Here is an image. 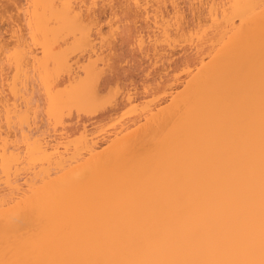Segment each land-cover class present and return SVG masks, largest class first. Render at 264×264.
I'll return each instance as SVG.
<instances>
[{"label": "bare ground", "instance_id": "6f19581e", "mask_svg": "<svg viewBox=\"0 0 264 264\" xmlns=\"http://www.w3.org/2000/svg\"><path fill=\"white\" fill-rule=\"evenodd\" d=\"M8 1L10 2V0ZM14 1L15 0H13V2ZM18 1H16V3ZM25 1H28L26 2L28 5H26L29 6V8L27 9L26 6L27 10H25L22 16H25V18L27 17V21L20 14H17V16L18 19L21 16V20L19 19L21 23L23 20L26 21L27 24L24 25L26 27L25 29L29 30L31 34L28 31L26 35H23L25 34L23 33L21 38H23L22 40L24 41L18 38L21 35H17L16 32L19 33L24 29L23 26H21V30H16L19 22L15 27L16 29L13 26L12 29H14L12 31H10L11 29L9 30V32L14 31L16 33L11 34L12 38L16 36L18 38L13 39V43L15 44L9 42L11 47H8V49H6L7 47L4 45L5 53L9 51V48L15 47L14 50H12L13 48L11 49L13 52L12 55H5V58H9L8 62L11 61V65L7 67H15L11 68L10 73H14L12 71H15L16 73L13 75L17 80V77H19L17 73H19L23 67L19 69L20 71L16 69L23 64L24 67L27 65V63H24L25 59L23 60V56L25 53H22V50L26 47H23V45H27L26 49L29 51L31 44L28 45L29 43H25L28 36H30V38L33 36L30 42L34 43V46L35 44L38 46L39 42L40 48H44L43 51L44 53L46 52V56L42 58L44 62L46 60V63L41 64L43 66L40 65V67L45 69V71L43 70L44 73L40 72L42 74L41 77H43L44 74V76L48 78V73H50L48 70L52 71L53 69L51 70V67L48 68L47 66V70L46 65H48L47 63L49 62L50 65H52L53 63L51 64V61H55L54 65L59 66H55V68H59V72L64 73L61 71V69L64 70V68H66L64 71H68L72 66L69 67L70 55L72 57L77 51L80 53V50H82L80 45L87 46L84 44L90 43L89 46H87V49H89L90 45L93 44H91V42L94 39L90 36V31L93 29H90L91 26L88 27L89 25H87L90 22L86 23L90 16L85 17V15H83L85 17V19H83L84 17L81 14V12L84 13L83 9L86 8L84 7L86 0ZM87 1L85 4H87ZM179 1L180 0H127L125 3L132 4L131 6L134 4L136 5L134 7L138 9L139 6L141 9L142 5L143 10L147 6H149V9L153 10L155 8L156 11L152 14H157L155 12L158 11L159 13L157 16L161 14V16L164 17L163 14L160 13V8L165 7L166 3H170L172 4L171 6L178 9L177 11V9L171 8L174 9L175 14L178 15L180 6L176 7V5L180 3ZM199 1L200 0H198V3L193 1V3L198 4V7L203 6L202 4L208 7V13L206 12L208 16L206 19L208 17L209 19L206 21H211L212 26L209 24V26H211L209 28L211 29L213 27L212 33L208 29L211 33L208 35L209 32L203 29L208 26L207 22V25L198 24L202 32L204 30L203 33L207 32V34L202 33L203 36H201L202 34H200V32V35L195 32L198 26L197 23L199 22L197 16L196 19L198 22H195L196 27L190 29H195V31H192V34H190L191 31H188L189 29L185 30L188 31L190 35H193L194 32L196 33V37L192 39L196 41L199 39L201 43L199 42V44L197 42L195 44L201 46V44L205 42V44L208 45H202L200 49L199 45L198 47L192 43L198 47V50L200 49L198 52L195 48V52L199 53L197 57V54L194 56V53H191L192 56H194L192 59L197 60L195 63L193 61V65L190 63L191 68L192 66L193 68L196 66V69L194 68L195 72L190 71L191 68L189 66L184 67L185 69L183 70H186L185 72L188 71L189 76L185 87H183L184 89H182L181 93L174 95V100L171 98L173 103H171V101L169 102L170 107H167L168 110L165 109L163 110L165 112H163L159 108L160 110L157 109L156 111L158 112L157 114H155L156 112H151L152 116L150 115V118L148 116L149 119L147 117L145 118V120L148 119V121L146 124H144L145 121L142 123V125H144L142 130H144V132L142 130L135 131V134L133 132L128 133L126 138L125 136L122 137V139L120 137L118 139L115 138L118 140V142L115 140L116 143L113 139V146L111 147L109 143L108 145H110V147H108V150L103 154L101 153L102 156L100 153L97 154L98 151L96 149L94 151V144L96 143L93 142L92 139H89L92 141L90 144L88 142L89 137L86 136V134L85 137L88 138L87 140L85 139L84 145L79 143L83 148L78 146L79 144H76L75 148H73L77 149L80 147L81 149L79 148V150L76 151L71 149L72 153H70V147H68V151L65 148V152L60 149L62 148L61 146H66L70 142H62L63 145L59 142L58 145L61 146L59 148L60 150L57 151L58 145L56 146L54 144L56 148L54 146L53 148L50 145L51 141L49 139L44 140L41 136H38L50 143L49 145H45L48 142L45 143L42 141L45 144L39 143L41 142L39 141L40 139L36 138L38 140L35 141V139L31 138V133L26 132L24 134L23 132V138H25L24 136H28L26 134H30L28 138L32 139L29 141L26 137V143H28V141L32 143L20 147L22 145L21 143H17L16 139H14V141L12 139L13 142L11 141L12 137L9 138L10 132L8 135L7 132L5 133L6 136L0 140V143L4 142L3 145L0 144L2 145V148L0 147V188L3 189L2 191L0 189V264H264V0H222L223 3L220 1V4H222L221 7L218 3L216 4H218L219 7H216V4L213 3L215 0L212 1V4H210L211 1L209 0V5L208 2L204 1L205 3H203L201 0V4ZM90 2L92 6V2L96 3L95 0H90ZM199 3L201 5H199ZM19 4L21 6L23 5L20 1ZM195 4L193 7H195ZM20 5L18 9H14L15 6L13 7L16 13L20 9ZM81 5H84V8H81ZM118 5L119 4H117V6ZM16 6L18 7V5ZM151 6L153 8H150ZM119 7L121 9V6ZM23 8L22 6L21 9ZM21 9L19 13L21 11L23 12ZM199 10H201V8ZM122 12L120 11L118 14ZM145 12L147 13V10ZM95 13L97 12L95 11ZM152 14L150 15L152 16ZM150 15H146V17L151 18ZM161 16L152 17L154 21H156L157 18L161 19ZM180 16L181 15L178 17L179 19L177 18V21H180ZM160 19L157 20L161 21ZM164 19L162 18L161 23ZM168 19L169 18H167V20ZM172 19L173 17L170 20ZM52 21L55 22L56 26L53 25L54 22ZM161 23L158 22V24H160L159 26H161ZM166 23L168 24V21H166ZM180 23L181 22L177 25L180 26ZM167 26H165V28ZM178 26L177 29L175 28L178 32H176V30L173 32L179 33V30L180 32H186L183 28H178ZM201 26H203V28ZM87 27L90 30H87ZM168 27L171 28V26ZM168 27L167 30H164L167 37L169 33H171ZM58 28L61 31L58 30ZM24 30L22 32H24ZM197 30L199 29L197 28ZM124 31L125 30H123V33ZM62 32L65 34H61ZM187 33L176 35L177 37L185 38ZM67 34L71 36V38L72 35L75 37L72 39L77 43V45L75 44L76 46L70 45V42L73 40L69 42L70 37ZM57 36H61L59 38V41H61L59 42V48L62 46L61 44L65 45L70 43V46L65 45L66 47L63 46L64 48L62 49L66 52H73H68V55L65 54L64 51L56 50L58 46ZM133 36H136V34ZM64 38L67 43L62 42ZM89 38L92 40L91 42H88L90 41ZM164 38L166 39V36ZM33 39L36 42H33ZM50 39L56 44L51 43L52 40L50 41ZM121 40L124 41V39ZM168 42L170 41L168 40ZM0 43L2 42L0 41ZM165 43L168 46L167 41H165ZM181 43L179 44L180 46ZM120 45L122 46V43ZM149 45L153 46L154 43ZM166 45H164L165 47L163 46V49L166 48ZM179 45L177 44L176 46ZM182 45L184 46V44ZM20 46H22V48ZM72 47L75 48L73 49ZM0 48L4 49L2 46ZM50 48L54 49V52ZM159 48L156 50L160 51L161 49L159 50ZM193 49L192 51H194ZM30 50L33 52L31 48ZM162 50L160 53H163ZM31 51L25 54V56L29 55ZM57 51L59 54L56 53ZM1 52H3V50L0 51V53ZM10 52H7V54ZM51 53L53 54L51 55ZM186 53L187 50L184 54ZM80 54H82V52ZM188 54L189 53L186 55ZM1 55L3 56V54ZM204 55L206 58L208 56V59H205ZM63 57H65V59H63ZM79 57L81 58V56ZM5 58L2 59L4 60ZM67 60L68 62H66ZM75 61L78 63L77 60ZM93 61L95 60L93 59ZM175 61L177 62V60ZM76 62L73 64H76ZM194 64L197 65L194 66ZM5 65H7V63ZM65 65L69 69L65 67ZM26 70H28V68ZM26 73H30V69ZM23 74L22 76H24ZM83 74L82 80H80L81 77L77 76L80 79H76L73 75V79L75 78L77 81L74 80L77 85H79L78 88H76L77 90L75 87L74 90L72 89L75 91V94H73L72 91L70 92L74 99L70 98L68 94H60V96L56 94L53 95L54 99L57 97L56 101H52L53 99L50 97L54 92L49 90L51 94H49V92L47 94L51 96H46L48 101H45L44 98L43 100L49 103H51L50 101L57 102L56 106L60 105L59 107H62L61 111L68 112L72 107L75 108V106H77L76 109L78 108L80 110H83L84 107L85 111L88 108L92 109V107H96L94 102L97 95L94 92L92 93L94 96L92 98H95L93 100L91 98L92 95L88 94L91 91L89 88H91L92 85V76L87 74V72ZM89 76L90 78H88ZM31 77L33 78V76ZM23 78L25 81L26 78ZM46 78L45 80L47 81L49 78ZM10 79L12 80V77H10ZM19 79L22 78H18L17 81L15 80L14 85L11 83L13 87L11 84L9 85L11 86L9 88H12L11 95H16L14 96L16 97L14 99L15 101L17 97L18 100L22 98L20 94L22 91L21 89L25 88L27 82L30 81H25V85L23 84V80L21 81L22 83H17L18 85H24V87L22 86V88L19 89L21 86L17 88L18 85L16 84ZM43 79L42 81L44 84ZM48 83L50 85L52 81L50 82L49 80L47 84ZM76 83L74 82V84ZM83 83H85V88L82 86ZM87 83H90V86H88ZM94 83L97 82H93V86H95ZM32 84L33 83H31L30 86ZM46 87L45 89L47 90L50 88ZM95 87L97 88V86ZM32 88L33 87L30 89ZM27 89L26 87V90ZM34 91L36 92V90ZM38 93L39 92H37V96L39 95ZM28 94L31 97L32 92ZM79 94L82 95L78 96ZM29 95H26V97L28 96L29 98ZM61 95H64L65 98ZM66 95L69 97V101ZM83 95L86 100L88 99L87 101H85ZM34 96L35 94L33 97ZM79 97H81L84 102ZM34 98L33 101L36 99ZM78 98L80 100H78ZM97 99L99 100V97H97ZM101 99L104 100V98ZM75 101L78 103H75ZM89 101H91V105L88 106L87 103L90 104ZM83 103L85 105H83ZM14 104L12 106H16V103ZM27 104H25V108ZM92 104H94V106ZM54 105V103L48 105L50 106L49 109H52L51 111L56 108ZM17 106L18 107H14L13 109H11L12 107L10 108V114L15 119L11 118V122H13V120L16 122L20 121V124L18 122L19 125L16 126L14 124V126L20 129V126H22V128L26 126V124L22 122L24 120H19L22 119L20 118L21 115L19 112H21V114L24 112L22 110V106L24 107V105L19 107V104H17ZM52 106L53 108H51ZM86 106L88 108H86ZM67 107L68 109H66ZM94 109L93 111H96ZM147 109H149V106ZM58 110L54 111L56 115H58L57 112L61 113L60 109ZM7 111L8 112H4H10L9 110ZM159 111L161 112L159 113ZM1 113L2 115L0 116L6 118V114H3V112ZM10 114L8 115L9 118L6 119L10 120ZM55 114L50 113V115L57 120L55 122L58 123L60 117H56ZM158 114L161 116H157ZM22 115L25 116L24 113ZM45 117H47V115H45ZM5 118L2 120L5 121ZM42 119L44 120V118ZM149 120L150 125L148 126ZM64 124L63 127H65ZM117 125L120 126L119 124ZM124 125L122 126L124 127ZM145 126L147 127L146 131L144 129ZM41 127L43 128V126ZM82 129L85 130L84 126ZM75 130L78 131L79 129L76 128ZM100 130L102 129L100 128ZM26 131H29V129ZM139 132H141V134H138ZM129 134L131 136H129ZM7 136L11 143L5 139ZM14 136H16L15 132L13 138ZM23 144H25V142ZM24 146L26 147L25 151L20 149H24ZM82 150H85V154H88H84L88 157L87 159L85 156V159H83L84 152Z\"/></svg>", "mask_w": 264, "mask_h": 264}, {"label": "rangeland", "instance_id": "374dc122", "mask_svg": "<svg viewBox=\"0 0 264 264\" xmlns=\"http://www.w3.org/2000/svg\"><path fill=\"white\" fill-rule=\"evenodd\" d=\"M16 1H18V0H15L14 2H13V0H10V2L8 1V0H0V9H2V10H0V41L2 42V43H0V47L2 46L3 48H4V45L7 47L6 49H8V47H11V45L9 44V42L10 43H13V39H16L17 38V36L15 37V38H12V36H11V34L12 33H14V34H16L17 33V35H21L20 37H18V38H21L22 37V34L23 33H25V34H23V35H26V34H28V32H29V30H26L25 28V24H27L26 23V21H27V17L25 18V16H22V14H24V12H25V10H27L28 8H29V6H27L28 4L26 3V2H28V1H25V0H19L20 1V3L22 4L23 3V9H21V5L19 4V1L16 3ZM22 1V2H21ZM23 1H25V2H23ZM87 1V0H86ZM86 1H85V3H86ZM89 2H90V0H88ZM87 1V4H85L84 3V7H86V8H84L82 5H81V8L83 7L84 9V13L83 12H81V14H82V16L83 15H85V17H89L88 18V21L86 22V23H89V24H87V25H89L88 27H90V29H93V30H91L90 32H91V37L94 39H92L91 37V39L94 41H92L90 38V41H88V42H91V44L93 43L94 44V47H93V44L92 45H90V48H92V49H90L89 47V49H87V46H89V44H84V45H87V46H82V45H80V48L82 49V50H80L81 52H82V54H80L79 53V51H77L75 54H73V56L71 57V55H70V65H69V67H70V69L65 65V67H67L69 70V72L68 71H64V70H66V68H64V70H62L61 69V71H63L64 73H62V72H59V68L57 69V67H59V66H57V65H54V62H52L51 60H49V61H51V64L52 65H50V62L49 63H47L48 65H46V69L48 70V68H50L52 71H50V70H48L50 73H48V78H46L45 76H44V74H43V77H41L42 76V74L41 73H44V71H45V69H43L42 67H40V65L41 64H43V63H46V60H45V62H44V60L42 59V58H44L46 55V52L44 53V51H43V49L44 48H42V51H43V55H42V51H41V48H40V46H39V42H38V46H37V44H35V46L33 45L34 43H32V42H30L31 40V38L33 37H31L30 38V36H28L27 38L25 37V36H23V37H25L26 38V42L25 43H29L28 45H30V47H29V51H31L30 50V48L33 50V52L31 51L30 52V54L29 55H26L25 56V54H27L29 51H28V49H26L27 48V45H23V47L24 46H26V47H24L23 49L24 50H22L23 52L22 53H25L24 54V56H23V60H24V63H27V65H25V67H24V64L23 65H21V63H20V67L18 68V69H16L17 71L21 68V67H23L22 69H21V73L23 72V71H25L27 68H28V70H26L25 72H23V73H26L27 71H29V69H30V73H26V74H23L24 76H22V74L19 72V73H17V75L19 76V77H17V80H18V78H22V79H19V81L18 82H16V84L17 83H19V82H21L22 80H23V84L25 85V83L27 82V81H29V82H27V85L25 86V88H22V86L24 87V85L22 84V85H18L17 86V88L18 87H20L19 89H21L22 91H21V96H22V98H23V94H24V98L22 99H19L18 100V97H17V99H16V101L14 100L16 97H14V96H16V95H11V91H12V88L10 89L9 87H13V85H14V83H15V74L14 73H16L15 71H12V72H14V73H10L11 72V68H15L13 65V67H7V66H9V65H11V61L10 62H8V60H9V58L7 59V58H5L6 56H10V54L12 55V50H14L15 49V47H12V48H9V51H6V53H5V48L4 49H2V48H0V51H2L3 50V52L5 53H3V52H1L0 53V57L2 56L1 54H3V56H2V58H5L4 60L2 59V61H1V59H0V115H2V113L1 112H3V114H6V118H9L8 117V115L11 113V109H13L14 107H18L17 106V104H19V107L20 106H22V105H24V107L22 106V110L24 111H22L24 114H25V116L24 115H22L21 114V112H19L20 113V115L21 116H24V117H21L20 116V118H22V119H19V120H24V121H22L23 123H25L26 124V126H24V124L21 122V124L24 126L23 128H22V126H20L21 128L19 129V127H16L17 125H19L20 124V121H14L15 119L11 116V114H10V120L9 119H6L4 116H0V128L3 130H1L0 129V140H2V138H4V136H6V132H7V135H8V133L10 132V135H12V136H10L9 135V138L10 137H12L11 138V141H12V139H13V141H14V139H16L17 140V143H21V145L22 146H20V147H23V145H25V146H27L28 145V143L29 144H31L29 141H31L32 139H35V141L36 140H38V139H40L39 141H41V142H39V143H42V144H45L46 142H48V141H44V140H47V139H49L51 142V144L48 142V143H46L45 145H51L52 147L54 146V144L57 146L58 144H59V142H63V143H65V141L67 142V143H69V144H65L66 146H64L63 145V143H62V145L64 146H61L62 148H60V146L58 145V149H57V151L58 150H64L63 152H65V150L67 149V151H68V147H70V149H69V152L70 153H72L71 151V149H74L75 148V145L77 144H79V143H81L82 145H84V142H85V139L87 140V138H88V140L90 139H92V141L93 142H95L96 144H94V151H95V149L98 151V153L97 154H99L100 153V155L102 156V154L105 152V151H107L108 150V147H110V145H108L109 143L111 144V147L113 146V144H114V142H113V139H114V141L116 140L115 138H121L122 139V137H124L125 136V138L127 137L126 135L128 134V133H131V132H135V131H141L142 130V128L144 127V125H142V123H144V121H145V123L144 124H146L147 123V121H148V119L152 116L151 115V112L152 113H155L156 111H157V109H161V111H163V110H165V109H167V107L169 106L170 107V104H169V102L175 97L174 95H177V93L179 94V93H181L182 92V89H184L183 87H185V85H186V81L189 79L188 77V71L187 72H185L186 70H183V69H185L184 67H186V66H189L190 68H191V64L193 63V61H194V63H195V61L197 62V60H194V59H192V57H194L196 54V57L198 56V52H199V50L201 49V46L202 45H208V44H205V42H204V44H201V46L199 45L201 42L199 41V39L196 41L195 39H192V38H195L196 37V33L197 34H199V32H200V34H202L203 32H204V30H207V32H211L212 30H213V27L210 29L209 27H211L212 26V23H211V21H206V20H208L209 19V17L206 19V17L208 16L207 15V13H208V11H207V9H208V7H206V6H204V4H202L201 2L203 1V3H205V2H208V5H209V2L211 1V3L210 4H212V1L213 0H200L199 2L203 5V6H201V7H198V4H195V3H193V1L194 2H197L198 3V0H180L179 2L181 3H179V4H177L176 5V7H179V13H178V15L177 14H175V12H174V9H177V8H174V6H171L172 4H168V3H166V6L165 7H163V8H160L159 10H160V13H162L163 14V16L165 17V19H164V17H162L161 16V14H159L160 16H161V19L160 18H157V19H160L161 21H162V18L164 19V20H166V21H168V24H169V22H170V24L168 25L167 23H166V21H164L163 20V22L162 23H164L165 24V26H171V28H169L168 26V30H169V32H171V33H169V36H170V38H172V39H170L169 38V36L167 37V34L164 32V30L166 29L167 30V27L165 28V26H164V24H162L161 23V21H159V20H157L155 17H159V15L157 16V14L159 13L158 11L157 12H155V13H157V14H152V13H154V11H156L155 10V8H154V10L153 9H149L148 7L149 6H147V7H145L144 8V10H143V6L141 5V9H140V6H139V9L137 8V7H134V6H136V5H134L133 4V6H131L130 4H126L125 2H127V0H95L96 1V3H93L92 2V4H93V6L91 5V2L89 3ZM92 1V0H91ZM94 1V0H93ZM105 3H104V2ZM110 3H109V2ZM177 1V0H176ZM205 1V2H204ZM220 1L222 2V0H215V2H213L214 4H216V3H218V4H220ZM11 2H13V3H11ZM114 2V3H113ZM129 2V1H128ZM183 2V3H182ZM113 3V4H112ZM125 3V4H124ZM129 3H132V2H129ZM178 3V2H177ZM199 3V5H201ZM223 3V2H222ZM3 4H5V5H3ZM18 5V7L16 6V5ZM27 4V5H26ZM117 4H119L118 6H117ZM189 4H190V6H189ZM194 4H195V7H193L194 6ZM207 4V3H206ZM205 4V5H206ZM218 4H216V7H219V5ZM13 5V6H12ZM19 5H20V9L21 10H23V12L21 13H19V10L17 11V13L15 12V8L16 9H18L19 8ZM110 5V6H109ZM125 5V6H124ZM221 5L222 4H220V7H221ZM15 6V7H14ZM26 6H27V9H26ZM88 6V7H87ZM115 6V7H114ZM119 6H121V9H123V10H121L120 9V7ZM171 6V7H170ZM182 6V7H181ZM4 7H5V9H4ZM13 7H14V9H13ZM114 7V8H113ZM169 9H168V8ZM174 8V9H171V8ZM192 7V8H191ZM205 7V8H204ZM88 8H89V10H88ZM113 8V9H112ZM118 8V9H117ZM146 8H148V9H146ZM150 8H153L152 6L150 7ZM189 8V9H188ZM194 8V9H193ZM201 8V10H199ZM10 9H11V11H10ZM85 9H87V10H85ZM134 9H135V11H134ZM147 10V13L145 12L146 10ZM192 9H193V11H192ZM196 9V10H195ZM205 9V10H204ZM5 10V11H4ZM8 10V11H7ZM82 10V9H81ZM82 10V11H83ZM91 10H93V11H91ZM122 12V13H120V14H118L120 11ZM125 10H126V12H127V14H126V12H125ZM153 10V11H152ZM171 10V11H170ZM173 10V11H172ZM195 10V11H194ZM88 11V12H87ZM95 11L97 12V13H95ZM116 11V12H115ZM137 11V12H136ZM152 11V12H151ZM176 11V10H175ZM177 11H178V9H177ZM203 11V12H202ZM8 12H10V13H8ZM139 12V13H138ZM173 12V13H172ZM184 12V13H183ZM192 12V13H191ZM199 12V13H198ZM207 12V13H206ZM93 13V14H92ZM95 13V14H94ZM124 13V14H123ZM135 13V14H134ZM152 14V16H155L154 18L156 19V21H154V19H153V17L150 15V14ZM181 13V14H180ZM190 13V14H189ZM203 15H202V14ZM7 14V15H6ZM17 14H20L22 17H24L25 18V20H23V22H25V23H21L20 21H19V19L21 18V16H20V18L18 19V16H17ZM88 16H87V15ZM90 14H92V15H90ZM126 14V15H125ZM147 16H151V18H152V20H151V18L150 17H146V15ZM172 14V15H171ZM197 14V15H196ZM121 15H123V16H121ZM125 15V16H124ZM135 15V16H134ZM139 17H138V16ZM166 15V16H165ZM171 15V16H170ZM174 15H176V16H174ZM179 15H181L180 17H181V19H182V21H181V19H180V21H177L179 18ZM189 15V16H188ZM127 16V17H126ZM183 16H185V17H183ZM196 16H197V19L199 20V22H198V20L196 19ZM2 17H4V18H2ZM84 17V16H83ZM85 17L83 18V19H85ZM111 17H113V18H111ZM125 19H124V18ZM173 17V21L172 20H170L171 18ZM174 17H176V18H174ZM24 18H22V19H24ZM90 18H92V19H90ZM147 18V19H146ZM167 18H169L168 20H167ZM178 18V19H177ZM191 18V19H190ZM7 19V20H6ZM90 19V20H89ZM96 19H97V21H96ZM133 19H135V20H133ZM144 19H145V21H146V23H145V21H144ZM189 19V20H188ZM3 20V21H2ZM5 20H6V23H5ZM21 20V19H20ZM125 20V21H124ZM184 20V21H183ZM186 20V21H185ZM94 21V22H93ZM133 21V22H132ZM174 22V23H172V22ZM177 23H176V22ZM192 21V22H191ZM18 22H19V24H18ZM52 22H54V21H52ZM155 22V23H154ZM158 22L159 23H161V26H159L160 24H158ZM179 22H181L180 24V26H178L177 24H179ZM197 23V25L198 24H200V25H207V23H208V28L206 29V28H203V26H201L204 30H203V32H202V30H201V28L199 27V25L196 27V23ZM202 22V23H201ZM207 22V23H206ZM8 23V24H7ZM85 23V22H84ZM186 23V24H185ZM190 23V24H189ZM192 23V24H191ZM18 24V25H17ZM23 24V25H22ZM146 24V25H145ZM174 24V25H173ZM184 24H185V26H184ZM194 24V25H193ZM209 24L211 25V26H209ZM16 25L19 27H16ZM53 25H55V22L53 23ZM52 25V26H53ZM87 25H85V26H87ZM128 25H130V26H128ZM145 25V26H144ZM172 25H173V27H172ZM183 25V26H182ZM14 26V28L17 30V31H19V30H21L20 28H21V26H23V28L26 30H24V32H22V31H20V32H22L21 34H19L18 32H9V30L10 31H12L13 29H12V27ZM56 26V25H55ZM94 26H96V27H94ZM125 26V27H124ZM128 26V27H127ZM176 26V27H175ZM177 26H178V28H183V30H185V29H189L188 31H191L190 32V34H192V31H195V29L194 30H190V29H192V27L193 28H195L196 27V33L194 34L193 33V35H190L189 34V32L188 31H186L185 33H187V35H186V37H185V35H184V37L185 38H182V37H177V35L176 34H178V35H180V33H183V34H185L183 31H181L180 32V30H179V33H176V32H178L176 29H177ZM88 27H87V30H90V29H88ZM118 27V28H117ZM135 27V28H134ZM148 27V28H147ZM153 27V28H152ZM185 27V28H184ZM121 28H122V30H121ZM125 28V29H124ZM128 28H130V29H128ZM147 28V29H146ZM163 28V29H162ZM176 28V29H175ZM197 28L199 29V30H201V31H199V30H197ZM5 29V30H4ZM61 29H62V27H61ZM115 29V30H114ZM134 29V30H133ZM138 29V30H137ZM208 29H209V31H208ZM8 32H7V31ZM58 30H60L59 28H58ZM98 30H100V31H97ZM118 30V31H117ZM121 30V31H120ZM123 30H125L126 31V33H125V31H124V33H123ZM130 31V32H128V31ZM133 30V31H132ZM148 30H149V32H148ZM176 30V32H173V31H175ZM2 31V32H1ZM28 31V32H27ZM61 31V30H60ZM66 31V30H65ZM135 31H137V32H135ZM158 31V32H157ZM163 31V32H162ZM27 32V33H26ZM89 32V33H90ZM94 32V33H93ZM100 32V33H99ZM151 32V33H150ZM153 32V33H152ZM207 32L206 33H203V34H207ZM209 32V34L208 35H210L211 33ZM2 33V34H1ZM8 33V34H7ZM30 33V32H29ZM96 33V34H95ZM114 33V34H113ZM163 33V34H162ZM165 33V34H164ZM176 33V34H175ZM31 34V33H30ZM61 34H65V33H61ZM93 34V35H92ZM112 34V35H111ZM126 34V35H125ZM136 34V36H133V35H135ZM157 34V35H156ZM199 34V35H200ZM203 34L201 35V36H203ZM60 35V34H59ZM68 35V34H67ZM96 35V36H95ZM106 35V36H105ZM110 35V36H109ZM114 35V36H113ZM123 35V36H122ZM127 37H125V36ZM128 35V36H127ZM139 35V36H138ZM164 35V36H163ZM6 36V37H5ZM62 36V35H61ZM60 36V37H61ZM69 36V35H68ZM67 36V37H68ZM98 36V37H97ZM103 36V37H102ZM119 36H120V38H119ZM166 36V39H168L170 42H168V40H166L164 37ZM191 36H193V37H191ZM198 36V35H197ZM2 37V38H1ZM9 37V38H8ZM13 37H14V35H13ZM58 38H57V40H58V43H57V47L59 48V42H61V41H59V36H57ZM64 37V36H63ZM70 37V40H69V42L71 41V40H73L72 38L74 37L73 35H72V38H71V36H69ZM106 39H105V38ZM122 37V38H121ZM136 37V38H135ZM162 37H163V39H162ZM210 37V36H209ZM17 38V39H18ZM75 38V37H74ZM130 38V39H129ZM154 38V39H153ZM201 38V37H200ZM207 38V37H206ZM3 39H4V42H3ZM23 38H21V40H22ZM27 39H28V41H27ZM121 39H124V41H122ZM149 39V40H148ZM155 40V41H153V40ZM157 39V40H156ZM159 39H161V40H159ZM192 39V40H191ZM197 39V38H196ZM10 40V41H9ZM52 39H50V41H51ZM56 40V41H57ZM99 40V41H98ZM104 40V41H103ZM119 40V41H118ZM125 40H127V41H125ZM148 40V41H147ZM163 40V41H162ZM167 41V43H168V46L166 45V43H165V41ZM172 40V41H171ZM180 40H182V41H180ZM184 40V41H183ZM186 40V41H185ZM19 41H20V39H19ZM22 41H24V40H22ZM49 41V42H50ZM66 40H65V38H64V40H62V42L63 43H67V42H65ZM97 43H96V42ZM103 41V42H102ZM122 41V42H121ZM129 41V42H128ZM176 41V42H175ZM178 41V42H177ZM192 41H194V42H192ZM196 41V42H195ZM15 42V41H14ZM16 42H17V40H16ZM21 42V41H20ZM19 42V43H20ZM33 42H36V41H34V39H33ZM68 42V43H69ZM73 42H75L74 40L73 41H71L69 44L72 46V45H77V43L75 42V43H73ZM109 42V43H108ZM119 42V43H118ZM125 42H128V43H125ZM147 42H148V44H147ZM154 43V45L153 46H151V45H149V44H153ZM163 43V46L164 45H166V48H164L163 49V46H162V43ZM181 42H184V43H181ZM199 43V44H195V43ZM51 43H55L53 40H52V42ZM51 43H48V44H51ZM73 43V44H72ZM122 43V46L120 45ZM137 43V44H136ZM143 43V44H142ZM157 43V44H156ZM170 43V44H169ZM181 43V46L179 45ZM192 43H194L196 46H200V49L198 50L197 48L199 47H196L194 44H192ZM7 44V45H6ZM13 44H15V43H13ZM22 44H24V43H22ZM56 44V43H55ZM69 44H65L66 46H70ZM103 44V45H102ZM127 44V45H126ZM146 44V45H145ZM172 44V45H171ZM179 45V46H176V45ZM182 44H184V46L182 45ZM188 44V45H187ZM20 45V44H19ZM41 45V44H40ZM52 45V44H51ZM62 46H60V48L58 49L57 47H56V50H59V51H64V53L65 54H68L69 55V53H71V52H73V51H71V52H66L64 49H62V48H64V47H66L64 44H61ZM75 45V46H76ZM138 45V46H137ZM194 45V46H193ZM42 46V45H41ZM56 46V45H55ZM64 46V47H63ZM156 48H155V47ZM160 48H159V47ZM192 46V47H191ZM21 48H22V46H20ZM47 47H48V45H47ZM53 47H54V45H53ZM52 47V48H53ZM103 47V48H102ZM144 47H145V50H144ZM159 48V50L161 49H163L162 50V52L163 53H160L161 52V50L160 51H157L158 50V48ZM162 47V48H161ZM165 47V46H164ZM178 47V48H177ZM185 47H186V49H185ZM189 49H188V48ZM194 50V51H192V49ZM52 48H50L51 50H53V52H54V49H55V47H54V49H52ZM73 49L75 48V47H72ZM72 48H71V50H72ZM79 48V47H78ZM94 48V49H93ZM139 48H140V50H139ZM195 48H196V50H198V52L196 53L195 52ZM2 49V50H1ZM12 49V50H11ZM46 49V48H45ZM60 49H62V50H60ZM66 49V48H65ZM157 49V50H156ZM183 51H182V50ZM69 50V49H68ZM87 50H89V51H87ZM91 50V51H90ZM94 50V51H93ZM150 50H151V52H150ZM187 50V53H189L188 55H186V54H184V52ZM11 51V52H10ZM25 51V52H24ZM28 51V52H27ZM46 51V50H45ZM102 53H101V52ZM139 51H141V52H139ZM146 51V52H145ZM148 51V52H147ZM166 53H165V52ZM191 51V52H190ZM7 52H10V53H8L7 54ZM33 53V54H32ZM56 53H58V51L56 52ZM89 55H88V54ZM141 53V54H140ZM154 53V54H153ZM157 53V54H156ZM194 55V56H192V54ZM53 53H51V55H52ZM59 54V53H58ZM85 56H84V55ZM92 56H91V55ZM104 54V55H103ZM140 54V55H139ZM161 54V55H160ZM166 54V55H165ZM6 55V56H5ZM23 55V54H22ZM40 55V56H39ZM81 56V58L79 57V56ZM96 57H95V56ZM143 55V56H142ZM152 55V56H151ZM154 55V56H153ZM159 55V56H158ZM50 56V55H49ZM49 56H48V58H49ZM54 56V55H53ZM61 56V55H60ZM107 57V59H106V57ZM170 56H171V58H170ZM25 57V58H24ZM40 57V58H39ZM58 57V56H57ZM74 57V58H73ZM90 57H92V58H90ZM154 57V58H153ZM204 57H205V59H208V56H207V58H206V56L204 55ZM53 58V57H52ZM66 58H67V56H66ZM72 58V59H71ZM100 58V59H99ZM102 58V59H101ZM157 58V59H156ZM47 59V58H46ZM63 59H65V57H63ZM68 59V58H67ZM81 61H80V60ZM93 59L95 60V61H93ZM99 59V60H98ZM104 59H106V60H104ZM7 62H6V61ZM61 60V59H60ZM75 60H77L78 61V63L75 61ZM155 60V61H154ZM175 60H177V62L175 61ZM26 61V62H25ZM58 61V60H57ZM103 61H104V63H103ZM21 62H23V61H21ZM31 62H33V63H31ZM59 62V61H58ZM61 62V61H60ZM66 62H68V60L66 61ZM74 62H76V64H77V66H76V64H73ZM81 62H83V63H81ZM188 62H189V65H188ZM2 63V64H1ZM7 63V65H5V64ZM10 63V64H9ZM36 63V64H35ZM61 63H63V62H61ZM86 63V64H85ZM98 63V64H97ZM186 63H187V65H186ZM191 63V64H190ZM56 64H57V62H56ZM60 64V63H59ZM58 64V65H59ZM85 64V65H84ZM108 64V65H107ZM31 65V66H30ZM45 65V64H44ZM62 65V64H61ZM75 65V66H74ZM174 65H176V66H174ZM193 65V64H192ZM195 65H197V64H194V66ZM27 66V67H26ZM37 68H36V67ZM41 66H43V65H41ZM47 66H48V68H47ZM55 66H57L56 68H55ZM63 66V65H62ZM35 67V68H34ZM40 67V68H39ZM75 69H73V68ZM76 67V68H75ZM78 67V68H77ZM93 67V68H92ZM176 67V68H175ZM178 67V68H177ZM180 67V68H179ZM196 67V66H195ZM194 67V68H195ZM42 68V69H41ZM161 68V69H160ZM171 68V69H170ZM193 68V66H192V68L191 69H193V70H191L190 69V71H192V72H195L194 70L196 69H194ZM8 69V70H7ZM41 69V70H40ZM73 69V70H72ZM77 69V70H76ZM81 69V70H80ZM13 70V69H12ZM44 70V71H43ZM71 70V71H70ZM100 70V71H99ZM57 71H58V75H57ZM5 72V73H4ZM34 73V74H32V73ZM41 72V73H40ZM56 72V73H55ZM65 72H66V74H65ZM74 72H75V74H74ZM80 73V74H78V73ZM87 72V74H90L91 76H92V79H91V83H92V85H91V88H89V89H91V91H90V93H88V94H90V95H92L91 96V98L92 97H94L93 96V92L97 95V97H99V100L97 99V97H95L94 99H95V105H96V107L94 106V104H92L94 107H92V109H89L87 106H86V108H88V109H86V111L84 110V107H83V110L81 109H76V107L77 106H75V108H73L72 107V109L68 112V111H61V108L59 107V106H56V103L55 102H52V101H56V99H57V97H56V99H54L53 97V95H56L57 94V96H60V94H68V96H70V98H73L74 99V97L73 96H71V94H70V92L72 91V93L73 94H75V91H73L74 90V87H75V89L76 88H78V86L79 85H77V83H76V79L78 78V77H81V79L80 78H78V79H80V80H82V76H84V74L83 73H86ZM8 73H10V74H8ZM51 73H53V74H51ZM61 73V74H60ZM8 74V75H7ZM12 74V75H11ZM14 74V75H13ZM22 76H20V75ZM161 74V75H160ZM30 75V76H29ZM63 75V76H62ZM66 75V76H65ZM73 75H74V77H76V81L73 79ZM80 75V76H79ZM150 75V76H149ZM9 76V77H8ZM31 76H33V78L31 77ZM57 76V77H56ZM59 76V77H58ZM78 76V77H77ZM10 77H12V80L10 79ZM23 77H25L26 79H25V81H24V78ZM31 79H30V78ZM46 79H48L47 81L45 80V78ZM98 77V78H97ZM161 79H160V78ZM170 77V78H169ZM174 77V78H173ZM14 78V79H13ZM27 78H29V79H27ZM44 78V79H43ZM88 78H90V76L88 77ZM8 79H10V80H8ZM34 79H35V81H34ZM42 79L44 80V84H43V81H42ZM69 79V80H68ZM96 79H97V81H96ZM16 80V81H17ZM49 80H50V82L52 81V83H50V85L52 86V88H51V86L49 85V83L47 84V82H49ZM74 80V81H73ZM10 81V82H9ZM39 82V83H38ZM41 82H42V84L44 85H42L41 84ZM74 82L76 83V84H74ZM79 82V81H78ZM85 82V81H84ZM86 82H87V80H86ZM89 82H90V79H89ZM93 82H97V83H94V85L95 86H97V88L95 87V86H93ZM11 83H13V85L11 84ZM22 83V82H21ZM31 83H33L31 86H30V84ZM55 85H54V84ZM63 83V84H62ZM11 84V86H9ZM62 84V85H61ZM81 84V83H80ZM84 84L85 83H83V87L85 88V86H84ZM88 84V86H90V83H87ZM42 85V86H41ZM70 85V86H69ZM47 86V87H46ZM58 86V87H57ZM62 86V87H61ZM77 86V87H76ZM101 88H100V87ZM120 86V87H119ZM26 87L29 89V91H28V89L26 90ZM31 87H33L32 89H30ZM35 87H37V88H35ZM45 87L46 88H48V87H50V88H48V90L47 89H45ZM81 87V86H80ZM2 88V89H1ZM67 88V89H66ZM69 88V89H68ZM83 88V89H84ZM88 88V87H87ZM100 88V89H99ZM10 89V90H9ZM24 89V90H23ZM45 89V90H44ZM73 89V90H72ZM81 89H82V87H81ZM80 89V90H81ZM34 90H36V92L34 91ZM49 90L51 91L52 90V92H54V93H50L49 92ZM55 90V91H54ZM59 90V91H58ZM77 90V89H76ZM87 90V89H86ZM86 90H82V91H86ZM27 93H26V92ZM69 93H68V92ZM110 91V92H109ZM178 91H180V92H178ZM2 92V93H1ZM32 92V94L34 95L35 94V98L33 97V95L31 94V97H30V95L28 94V93H31ZM37 92H39L38 94V96H37ZM44 92H45V94H44ZM49 92V94H51V95H49V94H47ZM111 92H112V94H111ZM77 93H78V91H77ZM43 94V95H42ZM72 94V95H73ZM18 95V94H17ZM26 95H29V98H30V100H29V98H28V96L26 97ZM44 95H45V97H44ZM48 95V96H47ZM80 95H82V94H79L78 96H80ZM85 95V94H84ZM83 95V96H84ZM95 95V96H96ZM99 95V96H98ZM112 95V96H111ZM126 95V96H125ZM13 96V97H12ZM18 96H20V95H18ZM20 96V97H21ZM50 97V98H52L53 100L52 101H50L52 104L54 103L55 105H54V107L56 106V108L57 107H59V108H54V109H56V110H58V109H60V111H61V113L60 112H57L58 113V115H56L55 113H54V111H56V110H54L53 109V111H51L49 108H50V106H48L49 104L51 105V103H49V102H45V101H48V98L47 97ZM62 96V95H61ZM64 96V95H63ZM62 96V97H63ZM67 95H66V97L68 98L67 100L69 101V97H68ZM78 96H76V97H78ZM83 96H81V97H83ZM108 96V97H107ZM35 99V101H33V98ZM40 97V98H39ZM42 97V98H41ZM81 97H79V98H81ZM126 97H127V99H126ZM25 98H27L28 99V101H27V99H25ZM43 98H44V100H43ZM49 98V99H50ZM59 98V97H58ZM61 98V97H60ZM64 98H65V96H64ZM64 98H62V99H64ZM78 98V100H80ZM84 98H85V96H84ZM101 98H104V100H102ZM172 98V99H171ZM47 99V100H46ZM93 99V98H92ZM92 99H90V100H92ZM93 99V100H94ZM22 100V101H21ZM51 100V99H50ZM81 100H83L82 98H81ZM88 100V99H87ZM86 100V98H85V101H87ZM120 100V101H119ZM126 100V101H125ZM128 100V101H127ZM154 100V101H153ZM174 100V99H173ZM172 100V101H173ZM25 103H24V102ZM63 101V100H62ZM113 101V102H112ZM171 101V103H173ZM2 102V103H1ZM29 102H30V104H29ZM34 102V103H33ZM38 102V103H37ZM44 102H45V104H44ZM64 102V101H63ZM81 102V101H80ZM83 102H84V100H83ZM90 102V104L89 103H87L88 104V106L89 105H91V101H89ZM14 103H16V106H12ZM24 103V104H23ZM28 103V104H27ZM59 103V102H58ZM74 103V102H73ZM75 103H78V102H76L75 101ZM103 103V104H102ZM150 103H151V105H150ZM152 103H154V104H152ZM5 104V105H4ZM8 104V105H7ZM25 104H27V105H29V106H27L26 105V108H25ZM40 104V105H39ZM67 104V103H66ZM72 104V103H71ZM147 104V105H146ZM2 105V106H1ZM3 105H4V107H3ZM15 105V104H14ZM35 105H36V107H35ZM64 105H65V103H64ZM73 105V104H72ZM80 105H82V104H80ZM83 105H85L84 103H83ZM82 105V106H83ZM167 105V106H166ZM6 106V107H5ZM30 106H31V108H30ZM37 106H38V108H37ZM44 106V107H43ZM79 106V105H78ZM114 106H116V107H114ZM148 106H149V109H147L148 108ZM12 107V108H11ZM33 107V108H32ZM69 107H71V106H69ZM118 107V108H117ZM168 107V108H169ZM5 108V109H4ZM11 108V109H10ZM31 110H30V109ZM51 108H53V106L51 107ZM81 108V107H80ZM91 108V107H90ZM94 108H96V109H94ZM3 109H4V111H6V112H8L7 110H9L10 112L9 113H6V112H4L3 111ZM7 109V110H6ZM25 109V110H24ZM29 109V110H28ZM66 109H68V107L66 108ZM93 109L94 110H96V111H93ZM101 111H100V110ZM114 109H116V110H114ZM118 109V110H117ZM144 109H146V110H144ZM159 109V110H160ZM20 110V109H19ZM38 110V111H37ZM43 112H41V111ZM63 110V109H62ZM64 110H65V107H64ZM78 110V111H77ZM98 110V111H97ZM168 110V109H167ZM59 111V110H58ZM148 111V112H147ZM161 111H159V113L161 112ZM40 112V113H39ZM46 114H45V113ZM62 112H63V114H62ZM65 112V113H64ZM82 112V113H81ZM114 112V113H113ZM117 112V113H116ZM145 112V113H144ZM163 112H165V111H163ZM50 113L52 114H55V116L57 117V116H59L60 117V120H61V122H60V120H58V123H60V124H58V123H56L55 121H57L56 119H54L51 115H50ZM60 113V114H59ZM158 112H156L155 114H157ZM34 114V115H33ZM71 114V115H70ZM74 114V115H73ZM78 114V115H77ZM83 114H84V116H83ZM118 114V115H117ZM45 115H47V117H45ZM64 115V116H63ZM89 115V116H88ZM93 115V116H92ZM109 115V116H108ZM151 115V116H150ZM154 115V114H153ZM163 115V114H162ZM72 116V117H71ZM148 116H149V118H148ZM157 116H161L160 114H158ZM26 117H27V119H26ZM29 117V118H28ZM41 117V118H40ZM50 117V118H49ZM52 117V118H51ZM55 117V118H56ZM58 117V118H59ZM63 117V118H62ZM68 117V118H67ZM74 117V118H73ZM85 118V119H83V118ZM110 117H112V118H110ZM137 117V118H136ZM148 118V119H146L145 120V118ZM4 118L6 119L5 121H3L4 120ZM11 118H13L14 120H13V122H11L12 121V119ZM23 118H25V119H23ZM41 120H39V119ZM42 118H44V120L42 119ZM46 118V119H45ZM48 118V119H47ZM66 118V119H65ZM73 118V119H72ZM76 118V119H75ZM80 118V119H79ZM96 118H97V120H96ZM139 118V119H138ZM3 119V120H2ZM34 119V120H33ZM82 119V120H81ZM92 119V120H91ZM110 119V120H109ZM118 119V120H117ZM129 121H128V120ZM132 121H131V120ZM153 119V118H152ZM152 119H150V120H152ZM34 121V123H33V121ZM38 120V121H37ZM49 120V121H48ZM74 120H76V121H78V120H81V121H78V122H76V121H74ZM94 120H96V121H94ZM101 120V121H100ZM138 120V121H137ZM150 120H149V123H148V126L150 125ZM3 121V122H2ZM8 121V122H7ZM10 121V122H9ZM26 121H28V122H26ZM43 121V122H42ZM47 121V122H46ZM65 122V124H64V122ZM112 121V122H111ZM123 123H122V122ZM134 121V122H133ZM1 122H2V126H1ZM18 122H19V124H18ZM36 122V123H35ZM75 122V123H74ZM99 122V123H98ZM9 123H13V124H9ZM65 125V127H63V124ZM67 123V124H66ZM73 123V124H72ZM76 123H78V124H76ZM86 123V124H85ZM96 123V124H95ZM107 123V124H106ZM119 124L120 126H118L117 124ZM132 123V124H131ZM14 124L16 125V126H14ZM39 124H41V125H39ZM71 124H72V126H71ZM75 124V125H74ZM84 124V125H83ZM99 124V125H98ZM104 125V126H102V125ZM111 124V125H110ZM115 126H114V125ZM125 124V125H124ZM7 125V126H6ZM8 125H10V126H12V127H10V126H8ZM33 125H34V127H33ZM62 125V126H61ZM81 125V126H80ZM84 126V128H85V130L84 129H82L83 128V126ZM95 125H97V126H95ZM117 125V126H116ZM122 125H124V127L122 126ZM37 126V127H36ZM41 126H43V128L41 127ZM54 126V127H53ZM92 126V127H91ZM100 126V127H99ZM111 126V127H110ZM10 127V128H9ZM31 127V128H30ZM41 127V128H40ZM48 127V128H47ZM51 127H53V128H51ZM56 127H57V129H56ZM69 127V128H68ZM75 127V128H74ZM80 127V128H79ZM8 128H9V130H11V131H9L8 130ZM12 128V129H11ZM35 128V129H34ZM39 128V129H38ZM79 129L78 131L77 130H75V129ZM100 128L102 129V130H100ZM109 128V129H108ZM124 128V129H123ZM125 128H126V130H125ZM5 129V130H4ZM15 129V130H14ZM27 129H29V131H26ZM54 129V130H53ZM93 129V130H92ZM118 129V130H117ZM129 129V130H128ZM145 131H146V129H147V127L145 126ZM8 130V131H7ZM23 130V131H22ZM32 130V131H31ZM35 130V131H34ZM36 130H37V132H36ZM39 130V131H38ZM44 130H46V131H44ZM59 130V131H58ZM69 130V131H68ZM89 130H91V131H89ZM100 130V131H99ZM13 131V132H12ZM22 131V132H21ZM81 131V132H80ZM83 131H84V133H83ZM89 131V132H88ZM95 131V132H94ZM124 131V132H123ZM143 132H144V130H142ZM4 132V133H3ZM14 132H15V135L16 136H14V138H13V134H14ZM23 132H24V134L27 132H29V133H31V138H28V136L30 135V134H26V135H28V136H24L25 138H23ZM36 132V133H35ZM52 132V133H51ZM60 132H62V133H60ZM88 132V133H87ZM46 133V134H45ZM55 133V134H54ZM67 133V134H66ZM117 133V134H116ZM136 133V132H135ZM134 133V134H135ZM39 134V135H38ZM57 134V135H56ZM83 134V135H82ZM85 134H86V136H88V137H85ZM97 134V135H96ZM99 134V135H98ZM122 134H123V136H122ZM138 134H141V132H139ZM78 135V136H77ZM3 136V137H2ZM38 136H41V137H38ZM62 136H63V138H62ZM65 136V137H64ZM68 136H70V137H68ZM76 136V137H75ZM118 136V137H117ZM129 136H131L130 134H129ZM26 137L29 139V141H28V139H27V141H28V143H26ZM52 137V138H51ZM82 137V138H81ZM85 137V138H84ZM99 137V138H98ZM114 137V138H113ZM7 138H8V136H7ZM6 137H5V139L6 140H10L9 138L7 139ZM36 138H38V139H36ZM57 138V139H56ZM78 138V139H77ZM104 138V139H103ZM95 139V140H94ZM111 139V140H110ZM124 139V138H123ZM6 140H4V141H6ZM23 140H24V142H25V144H23L24 142H23ZM83 140V141H82ZM88 141L89 143L91 142L92 143V141ZM12 141V142H13ZM34 141V140H33ZM34 141V142H35ZM45 142V143H43V142ZM82 141V142H81ZM117 142H118V140H116ZM116 141H115V143H116ZM120 141H122V140H120ZM119 141V142H120ZM1 142V141H0ZM10 142V141H9ZM23 142V143H22ZM58 142V143H57ZM4 143V142H3ZM3 143H0V144H2L3 145ZM11 143V142H10ZM17 143H15L17 146H19ZM38 143V144H39ZM57 143V144H56ZM90 143V144H91ZM27 144V145H26ZM35 144H36V142H35ZM81 144H79L78 146H81ZM2 145H0V147L2 146ZM95 145H96V147H95ZM116 145V144H115ZM24 146V149L23 148H20V149H22V150H26V147ZM55 147V146H54ZM53 147V148H54ZM74 147V148H73ZM106 149H105V148ZM2 148V147H1ZM0 148V149H1ZM56 148V147H55ZM60 148V149H59ZM66 148V149H65ZM80 148V147H79ZM79 148H77V149H74L75 151L76 150H79ZM81 148H83L82 146H81ZM80 148V149H81ZM110 149V148H109ZM74 150H73V152H74ZM101 150V151H100ZM112 150V149H111ZM110 150V151H111ZM83 152V157L85 156V155H88V154H85L86 152H85V150H82ZM100 151V152H99ZM60 152V151H59ZM102 153V154H101ZM85 154V155H84ZM107 154V153H106ZM105 155V154H104ZM82 157V158H83ZM86 157V159L88 158L87 156H85ZM85 157L83 158V159H85ZM1 189V188H0ZM3 189H1V191H2Z\"/></svg>", "mask_w": 264, "mask_h": 264}]
</instances>
